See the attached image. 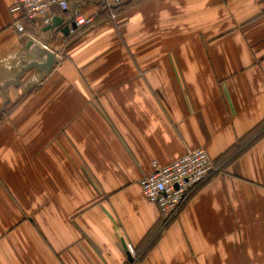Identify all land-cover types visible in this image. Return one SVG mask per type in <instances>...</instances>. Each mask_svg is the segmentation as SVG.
Segmentation results:
<instances>
[{
    "label": "crops",
    "instance_id": "1",
    "mask_svg": "<svg viewBox=\"0 0 264 264\" xmlns=\"http://www.w3.org/2000/svg\"><path fill=\"white\" fill-rule=\"evenodd\" d=\"M15 3L0 0V85L35 60ZM118 9L72 2L63 25L95 19L68 35L25 22L60 63L0 114V264H264V0ZM196 148L217 170L163 221L139 182Z\"/></svg>",
    "mask_w": 264,
    "mask_h": 264
},
{
    "label": "built area",
    "instance_id": "2",
    "mask_svg": "<svg viewBox=\"0 0 264 264\" xmlns=\"http://www.w3.org/2000/svg\"><path fill=\"white\" fill-rule=\"evenodd\" d=\"M74 1L83 3L87 0H16L9 13L15 16L13 26L16 31L31 36L27 33L25 22L32 23L42 31L52 24L54 16L69 12ZM96 1L107 12L108 18L116 21L118 8L128 0ZM73 19L76 27L70 28V34H75L77 28L93 25L95 15L86 17L76 11ZM213 163L205 148L186 151L182 157L165 166L154 161L152 173L139 182L141 193L150 204L158 207L161 219L169 221L177 215L193 190L216 172Z\"/></svg>",
    "mask_w": 264,
    "mask_h": 264
},
{
    "label": "water",
    "instance_id": "3",
    "mask_svg": "<svg viewBox=\"0 0 264 264\" xmlns=\"http://www.w3.org/2000/svg\"><path fill=\"white\" fill-rule=\"evenodd\" d=\"M63 19L59 16H55L52 20L51 26L47 27L44 32L48 31H54L56 29H60L61 33L64 35H68L70 31L69 25H63ZM73 28H75V25H72ZM27 39V50L31 52V54L34 56L35 60L31 61H25L24 65L20 68L18 74L13 78V80H10L3 85H0V90L4 94L5 102L3 103L2 109L0 110V114H2L5 109L6 105L10 102V87L18 88L20 87L21 81L23 78L26 77L27 73L34 70L37 73L43 74V78L48 77L51 72L57 67L58 63H60L59 56L48 49L45 45H42L38 43L36 40L31 39L29 37H26ZM131 254L128 253V259L132 262L130 259Z\"/></svg>",
    "mask_w": 264,
    "mask_h": 264
}]
</instances>
